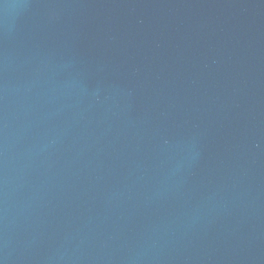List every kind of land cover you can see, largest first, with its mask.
Here are the masks:
<instances>
[{"label": "water", "instance_id": "95a60500", "mask_svg": "<svg viewBox=\"0 0 264 264\" xmlns=\"http://www.w3.org/2000/svg\"><path fill=\"white\" fill-rule=\"evenodd\" d=\"M0 264H264V0H0Z\"/></svg>", "mask_w": 264, "mask_h": 264}]
</instances>
